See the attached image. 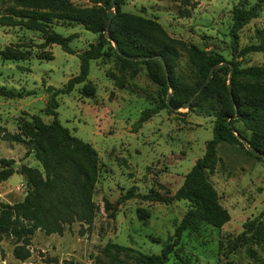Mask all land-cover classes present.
I'll use <instances>...</instances> for the list:
<instances>
[{
    "label": "rangeland",
    "instance_id": "1",
    "mask_svg": "<svg viewBox=\"0 0 264 264\" xmlns=\"http://www.w3.org/2000/svg\"><path fill=\"white\" fill-rule=\"evenodd\" d=\"M10 1V0H5ZM80 8L91 7L92 0H68ZM123 0L124 13L152 19L174 39L200 49L214 50L230 59L229 29L234 6L258 5L259 15L240 33V46L253 43L256 28L264 27V0ZM4 6L0 3V11ZM114 11L113 9H110ZM188 10L183 17L181 11ZM51 28L63 37L73 35L68 43L74 54L57 45L40 49L41 33L23 27L0 26V52L8 46H21L28 52L25 60L11 62L0 57V87L14 95L0 97V126L17 131L22 120L38 116L44 123L52 117L44 115L48 86L62 88L79 71L77 54L95 43L97 35L80 25L54 21ZM264 64V53L246 56L243 66ZM177 71L190 76L193 69L181 53ZM95 87L90 98L81 96L78 85L68 95L57 97V119L70 134L93 147L98 155L99 171L93 201L96 207L93 224L87 229L78 223L66 228L62 236H46L36 231L28 246L30 257L16 260L12 251L15 241L0 242V264H136L131 255L106 250L117 244L144 254H159L172 237L174 228L188 209L185 201L169 205L136 198L118 202L128 191L142 195L157 192L173 195L195 161L204 154L205 144L213 138L214 117L200 109L160 110L139 129L133 131L140 113L154 107L158 86L140 66L136 75L120 73L113 59L90 62L87 78ZM31 93V94H28ZM235 127L245 137L249 134L240 123ZM23 145L0 142V158L15 160L41 170L33 157H25ZM242 145L219 143L218 163L208 175L219 197V204L230 220L220 229L203 226L194 233L185 232L180 244L166 264H261L264 249L246 238H240L243 224L256 217L264 220V162L249 155ZM26 160V161H25ZM20 174L0 183V194L6 200L20 202L25 189L20 187ZM4 191V192H3ZM4 201L0 198V203ZM112 205L106 210L104 203ZM148 213L140 220L137 210Z\"/></svg>",
    "mask_w": 264,
    "mask_h": 264
},
{
    "label": "trees",
    "instance_id": "2",
    "mask_svg": "<svg viewBox=\"0 0 264 264\" xmlns=\"http://www.w3.org/2000/svg\"><path fill=\"white\" fill-rule=\"evenodd\" d=\"M122 2L114 0L111 5V0H92L91 7L80 8L68 0H0L4 6L0 11V26L23 27L41 33L43 42L39 45L40 49L57 45L63 52L74 54L68 45L74 36L63 37L56 33L51 28L54 21L80 25L84 30L97 35L95 43L77 54L78 74L70 78L62 88H45L47 106L43 112L45 116L52 117L51 122L44 123L40 117L32 116L29 120H22L14 133L0 126V142L23 145L26 149L25 157L32 154L41 166V170H38L21 164L16 170L14 159L0 158V183L15 173L25 180V194L20 202L0 203V242L5 238L14 239L12 254L21 262L30 257L28 246L36 231L46 236H62L66 228L74 223L86 226L87 229L93 224L98 155L91 145L72 136L60 124L56 112L59 106L57 97L70 94L78 85H82L81 96H94L95 87L87 80L92 61L113 59L118 71L130 73L131 78L143 66L148 78L158 86L155 106L140 113L133 131L160 110L175 111L186 103H189L188 109H200L214 117L213 138L205 144L203 156L195 161L173 195L167 197L157 192L142 195L130 190L118 201L120 203L136 198L165 205L175 201L188 204L187 211L160 253L148 255L117 244H107L105 251L131 255L136 264H166L185 232L194 233L203 226L220 229L230 220L208 180V175L215 171L218 163L217 145L224 142L242 147L234 135L237 132L248 142L249 148L261 157L247 153L264 162V64L242 65L249 54L264 53V27L254 29L253 43L240 46V33L258 17L259 6L244 8L237 5L232 8L229 29L231 55L226 60L214 50L200 49L171 38L152 19L122 12ZM182 2L190 6V9L196 6L195 3H189V0ZM110 9L114 10L111 20L107 15ZM181 14L186 17L189 11L183 10ZM20 47H6L0 52L1 59L11 62L25 60L28 52ZM181 53L185 54L193 69L190 76L177 71ZM157 57L162 60H157ZM13 96L11 91L0 87V97ZM235 115L237 117L234 119ZM236 123L242 125L248 137L236 129ZM104 205L106 210L112 209L108 202ZM137 216L143 220L148 217V213L138 209ZM243 230L240 238H246L264 249V220L256 217L247 221L243 224ZM261 264H264V259Z\"/></svg>",
    "mask_w": 264,
    "mask_h": 264
},
{
    "label": "water",
    "instance_id": "3",
    "mask_svg": "<svg viewBox=\"0 0 264 264\" xmlns=\"http://www.w3.org/2000/svg\"><path fill=\"white\" fill-rule=\"evenodd\" d=\"M113 3H114V0H111V5H113ZM107 15H108L109 20H111V18H112L113 15H114V11L109 10V11L107 12ZM105 36L107 37L106 32H105ZM112 45H113V47L116 49V45H115L114 42H112ZM156 59L159 60V61L162 60L161 57H157ZM134 60H137V59H134ZM212 70H213V68L210 70L209 78L211 77V72H212ZM209 78H208V79H209ZM230 78H231V67H230L229 80H228V85H227L229 91H230V89H231V87H230ZM188 105H189V103H186V104H184L181 108H183V109L188 108ZM236 117H237V116L235 115V116H234V119H235ZM234 135L236 136V138L239 140V142L245 147V149H246L248 152H251V153H252L253 155H255L256 157H261L259 153L255 152V151H252V150L249 148L248 142H247L244 138H242L237 132H234ZM262 159L264 160V157H262Z\"/></svg>",
    "mask_w": 264,
    "mask_h": 264
},
{
    "label": "crops",
    "instance_id": "4",
    "mask_svg": "<svg viewBox=\"0 0 264 264\" xmlns=\"http://www.w3.org/2000/svg\"><path fill=\"white\" fill-rule=\"evenodd\" d=\"M29 157H33L32 154L29 155V156L27 157L26 160H28ZM26 160H25V161H26ZM23 165L28 166V165L24 164V162H23ZM28 167H29V166H28ZM15 169L17 170L16 167H15ZM21 177H22V182H21V183L19 184V186L16 188V189H19V191H20V187H22V186L25 185V180H24L23 176H21ZM23 188H24V187H23ZM24 189H25V188H24ZM3 192H4V191H3ZM10 194H11L10 191H7V192H5V193L0 194V198L4 200V201H1V202H3V203H8V204H13L12 202L6 200V196H11Z\"/></svg>",
    "mask_w": 264,
    "mask_h": 264
},
{
    "label": "built area",
    "instance_id": "5",
    "mask_svg": "<svg viewBox=\"0 0 264 264\" xmlns=\"http://www.w3.org/2000/svg\"><path fill=\"white\" fill-rule=\"evenodd\" d=\"M22 187H24V188H25V185H24V186H22Z\"/></svg>",
    "mask_w": 264,
    "mask_h": 264
}]
</instances>
